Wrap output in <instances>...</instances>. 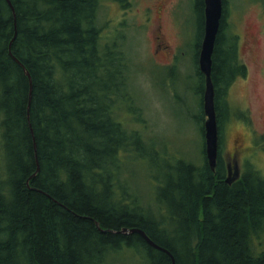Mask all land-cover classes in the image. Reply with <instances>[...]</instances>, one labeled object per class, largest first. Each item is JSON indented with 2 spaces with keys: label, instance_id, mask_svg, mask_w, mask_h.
I'll return each mask as SVG.
<instances>
[{
  "label": "trees",
  "instance_id": "obj_1",
  "mask_svg": "<svg viewBox=\"0 0 264 264\" xmlns=\"http://www.w3.org/2000/svg\"><path fill=\"white\" fill-rule=\"evenodd\" d=\"M10 1L14 10L0 0V264H108L125 250L144 264H173L125 229L145 231L176 264H264V252L252 246L264 233V175L247 162L240 179L227 183L221 153L233 115L228 90L248 73L226 24L228 0L213 54L216 169L206 150L203 165L180 160L152 169L151 203L123 179L127 159L150 165L155 150L131 126L136 111L143 116L133 58L125 36L104 35L106 0ZM198 6L204 16V0ZM204 26L205 16L203 35ZM16 59L31 73V102L30 79ZM255 143L264 150V136Z\"/></svg>",
  "mask_w": 264,
  "mask_h": 264
},
{
  "label": "rangeland",
  "instance_id": "obj_2",
  "mask_svg": "<svg viewBox=\"0 0 264 264\" xmlns=\"http://www.w3.org/2000/svg\"><path fill=\"white\" fill-rule=\"evenodd\" d=\"M131 1L133 6L129 8H123L114 0L104 1L100 23L106 37L125 36L132 54L134 95L143 116L136 111L131 126L151 138L155 151L151 153L150 165L145 161L136 162V157L134 161L127 159L123 179L134 194L145 203H151L155 199L152 169L167 168V164L180 160L205 164L207 117L203 107V83L198 73L204 16L198 0H182L180 23L167 17L164 31L176 56L170 65L162 66L163 60L154 55L151 28L143 23L147 0ZM227 11L229 34L238 36L240 56L249 68L246 77L238 78L228 90L226 99L233 115L224 126L221 153L228 160L229 154L237 148L241 173L252 163L264 175V150L255 143L257 137L264 136V0H228ZM246 35L252 40L250 47L244 44ZM242 112L250 119V124L238 117L237 113ZM142 118L145 123L140 121ZM155 152H159L158 155ZM252 246L256 255L264 252V233L253 237ZM108 264L144 263L134 251L125 250Z\"/></svg>",
  "mask_w": 264,
  "mask_h": 264
},
{
  "label": "water",
  "instance_id": "obj_3",
  "mask_svg": "<svg viewBox=\"0 0 264 264\" xmlns=\"http://www.w3.org/2000/svg\"><path fill=\"white\" fill-rule=\"evenodd\" d=\"M7 1L11 6V8L14 10L11 1L10 0ZM204 3H205V33H204L202 48L199 56V67H200V71L204 74L206 80V86L204 92V104H203L204 113L207 117L204 125L205 150H206L208 163L211 169L215 170L219 157V151H220V132H219L218 114L216 108V88L212 78L213 54L215 51L217 37L221 28L222 18L224 16L225 0H204ZM11 46L12 45H10V53L13 55L11 51ZM17 60L18 59H16V61ZM27 74L30 77V85H31L30 102H31L32 93H33V82L31 75L28 72ZM29 110H30V104H29ZM39 169L40 168L38 161V171ZM240 177H241V169L237 159H235L228 168V176L226 178V182L232 184L238 179H240ZM124 232L140 234L150 246L168 253L172 258L173 264H176V259L174 255L170 251L156 244L154 240L142 229H133V230L125 229Z\"/></svg>",
  "mask_w": 264,
  "mask_h": 264
},
{
  "label": "flooded vegetation",
  "instance_id": "obj_4",
  "mask_svg": "<svg viewBox=\"0 0 264 264\" xmlns=\"http://www.w3.org/2000/svg\"><path fill=\"white\" fill-rule=\"evenodd\" d=\"M181 2L182 0H147L143 23L147 27L151 28L154 40V55L155 58L163 60L162 66L170 65L176 56V53L173 52L172 42L169 36L164 31V27L168 16L173 17L177 23H180L178 20L180 13L179 11H181ZM202 42L200 45L199 56L202 48ZM244 44L248 47L251 46L252 40L250 39L249 35H246L244 37ZM236 151L237 148L232 152V154H229V159L227 160V172L229 166L233 163L235 159H237Z\"/></svg>",
  "mask_w": 264,
  "mask_h": 264
},
{
  "label": "bare ground",
  "instance_id": "obj_5",
  "mask_svg": "<svg viewBox=\"0 0 264 264\" xmlns=\"http://www.w3.org/2000/svg\"><path fill=\"white\" fill-rule=\"evenodd\" d=\"M15 29L17 30V25L15 24ZM17 32V31H16ZM12 55V54H11ZM13 56V55H12ZM17 62L20 64V66L23 68L25 74L28 76L27 72L31 75L30 71L28 70V68L22 63L20 62L19 60H17ZM29 77V76H28ZM32 78V77H31ZM30 79V77H29ZM30 93H31V90H30ZM36 145V144H35ZM37 149V148H36Z\"/></svg>",
  "mask_w": 264,
  "mask_h": 264
}]
</instances>
